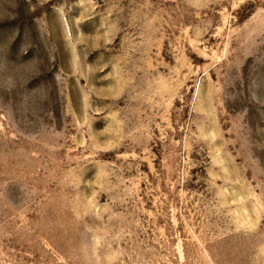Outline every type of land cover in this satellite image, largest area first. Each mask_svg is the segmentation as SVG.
Here are the masks:
<instances>
[{"label": "rangeland", "instance_id": "rangeland-1", "mask_svg": "<svg viewBox=\"0 0 264 264\" xmlns=\"http://www.w3.org/2000/svg\"><path fill=\"white\" fill-rule=\"evenodd\" d=\"M0 264H264V0H0Z\"/></svg>", "mask_w": 264, "mask_h": 264}]
</instances>
